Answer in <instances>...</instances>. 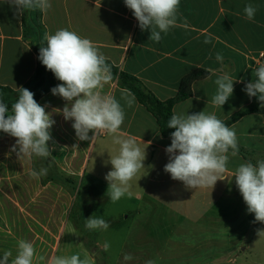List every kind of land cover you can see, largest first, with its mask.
Instances as JSON below:
<instances>
[{
    "label": "crops",
    "instance_id": "1",
    "mask_svg": "<svg viewBox=\"0 0 264 264\" xmlns=\"http://www.w3.org/2000/svg\"><path fill=\"white\" fill-rule=\"evenodd\" d=\"M50 3L51 8L41 12L43 37L45 33L54 34L66 28L90 39L108 61L138 78L161 101L177 95L182 77L191 70L209 71L207 78L193 83L191 97L175 104L173 114L205 111L225 121L258 101L257 97L249 98L244 88L256 79L254 69L264 64V0H180L178 24L167 35L162 33L159 43L149 39L150 30L139 28L124 0H50ZM249 3L259 6L251 21L243 11ZM209 36L211 42L205 43ZM217 53L222 54V62L216 60ZM36 66L37 54L26 35L22 15L0 0V85L17 91L30 81ZM223 72L235 79L234 92L219 108L211 100L217 87L214 80ZM55 81L56 86L62 83L56 77ZM123 91L130 92L113 77L102 89L124 106L121 131L135 137L142 150L146 148V158L144 168L130 181V195L117 202H112L106 194L105 175L112 169L108 162L110 156L118 153L119 146L113 144L107 133H100L93 142L79 140L72 127L74 121L65 120L61 112L55 111L68 103L58 95L50 91L37 101L55 122L48 142L51 156H57L69 171H75L87 195L76 198L59 193L57 186L63 188L64 184L45 180V176L30 177V170L39 171L44 166L42 158L39 166L33 164V158L19 160L12 151L16 138L0 131V256L11 251L14 258L18 241L23 239L34 244L33 264H47L52 255L72 254L87 257L90 264H98L97 252L103 254L106 264L145 263L136 254L154 249L155 243L148 241L149 234L153 239V234L168 231L169 235L171 227H177L176 246H170L166 240L158 249L185 251L187 245L194 249L198 243L196 236L190 242L184 231L179 232L186 215L172 208L159 215L154 203L162 202L161 195L167 196L163 202L166 198L185 202L186 195L192 197L190 200L205 195H215V200H219L220 196L230 194L235 180L232 174L240 163L255 164L264 159V114L244 115L229 126L236 131L239 151L236 157L229 158L225 173L228 179L217 181L213 189L186 188L183 182L173 180L164 171L169 161L165 149L171 139L162 135L156 119L131 92L135 103L128 107L121 100ZM92 135L90 131L89 137ZM49 163L66 177L57 164L56 167ZM217 186L226 190L220 192ZM171 215H176L177 223L169 221ZM92 216L103 218L110 227L87 229L86 220ZM155 225L160 228L157 232ZM106 242L110 245L107 251L103 249ZM126 253L133 257L131 261H124Z\"/></svg>",
    "mask_w": 264,
    "mask_h": 264
},
{
    "label": "clouds",
    "instance_id": "2",
    "mask_svg": "<svg viewBox=\"0 0 264 264\" xmlns=\"http://www.w3.org/2000/svg\"><path fill=\"white\" fill-rule=\"evenodd\" d=\"M14 8L17 15L24 11L39 10L46 13L51 8L50 0H5ZM139 23V28L150 30L149 39L159 43L162 33L167 35L176 27L179 20L180 0H124ZM258 5L249 3L243 11L245 18L254 20ZM46 46H40L38 59L61 81L51 92L66 103L61 112L65 120L74 121L72 127L79 140L93 142L100 133H107L112 142L119 146L118 153L108 161L112 169L105 175L108 182L107 196L112 202L119 201L126 194L130 195V181L144 168L145 149H141L136 138L126 136L121 131L125 120L124 106L114 95L104 94L102 89L112 80V73L107 58L98 46L88 38L66 28L58 29L54 34L45 33ZM211 42V37L205 39ZM211 58V57H209ZM216 60L222 62L221 53ZM256 79L245 85L244 91L249 98L257 97L264 106V64L254 69ZM234 81L230 74L223 72L214 80L216 92L212 105L222 108L234 92ZM242 82V81H241ZM18 98L9 106L0 100V131L16 138L12 151L19 160H31L34 156L47 159L51 156L48 142L52 139L50 129L55 123L51 113L46 112L35 99L34 93L27 88H18ZM121 100L128 107L135 103L134 96L121 93ZM167 128L174 129L170 134L171 144L166 147L169 161L164 171L171 178L183 182L189 189L215 186L217 181L228 179L229 158L238 155V138L234 128L229 127L215 113L188 114L174 113L167 121ZM93 135L90 138L89 132ZM18 148V151H17ZM48 174L47 167L39 171L30 170L32 178L39 179ZM232 177L247 205L248 213L255 216L256 222L264 223V159L240 163ZM38 195V194H37ZM89 230H107L110 224L100 217L92 216L86 220ZM264 237V231H258ZM110 245H103L105 251ZM36 254L34 244L19 240L14 258L11 251L0 256V264H33ZM124 261H131L130 254H124ZM47 264H90V260L79 254L52 255ZM145 264H154L148 260Z\"/></svg>",
    "mask_w": 264,
    "mask_h": 264
},
{
    "label": "rangeland",
    "instance_id": "3",
    "mask_svg": "<svg viewBox=\"0 0 264 264\" xmlns=\"http://www.w3.org/2000/svg\"><path fill=\"white\" fill-rule=\"evenodd\" d=\"M29 17L31 24H27L25 31L27 37L35 44L38 41L37 31L33 28V23L36 22L35 11ZM35 95L36 93H34ZM50 160L55 165L57 164L61 172L66 174L65 178H69L73 183V185L64 184L63 188L57 186L59 193L71 194L76 198L87 195V190L80 183V177L75 175V171H69L57 156H50L45 161L42 160L44 163L42 167H45V163ZM39 161L38 157L32 159L33 164L38 166ZM217 187L220 192L226 190V187ZM230 189V194L220 196L219 200L218 198L215 200V195L202 196L199 198L200 201L199 199L190 200L192 197L186 195L185 202H178L174 198L169 200L166 198V201L163 202V198L167 196L161 195L162 202L154 203V209L159 212V215L162 212H167L169 208L175 212L184 213L187 219L181 224L183 229L179 232L184 231L190 242H193L196 236L200 244L197 243L194 249L193 246L188 247L187 245L185 251L158 249L165 245L163 243L166 240L170 241V246H176L178 232L174 231L177 227H171L169 235L168 231H165V233L153 234V239L149 234L148 241L152 240L155 243L154 249L145 252L137 251V258L146 261L152 260L154 264H264V237L257 234L258 231H264V223L256 222L254 214L248 213L247 205L243 201L235 180H233V186ZM161 220L158 222L161 223ZM169 221L177 223L176 215H171ZM157 230L160 228L155 225L154 231L157 232ZM113 252L115 253V251ZM96 257L98 264H106L101 252H97ZM139 264L145 263L140 261Z\"/></svg>",
    "mask_w": 264,
    "mask_h": 264
},
{
    "label": "trees",
    "instance_id": "4",
    "mask_svg": "<svg viewBox=\"0 0 264 264\" xmlns=\"http://www.w3.org/2000/svg\"><path fill=\"white\" fill-rule=\"evenodd\" d=\"M35 11L36 22L33 23V28L37 31V38L38 41L34 44V49L37 54V66L35 69V73L30 81L24 86L33 93H36L34 99L38 101L43 95L50 92L53 87L56 86V81L54 74L47 70L44 65L38 59L40 46H46V41L43 40V28L40 22L41 18V11L39 10H31V11H24L22 14L23 25L25 30L27 29V24L29 22V16L32 12ZM31 24V23H30ZM111 68V73L113 78H118L120 85L129 90L137 99V101L147 108V110L153 115L156 119L157 124L161 130L162 135L165 138L170 139L171 132L174 129L167 128V121L173 115V107L175 104L179 103L180 101L186 100L192 96V85L195 81L205 79L209 76V71L203 68H195L185 74L180 82L178 93L175 97L161 101L157 99L153 94L147 90V88L141 83V81L126 72L120 71L116 66H114L110 61L107 60ZM19 92L18 90L15 91L7 86L0 85V100H3L9 106V110H11L12 103L18 98ZM251 113H259L264 114V107L261 106V102L257 101L255 104L251 105L250 107L246 108L245 110L229 117L225 120V124L231 126L235 123L238 119L243 117L244 115H248ZM42 160H46L42 158ZM51 161V160H50ZM45 163V167L48 168V174L45 176V180H53L65 185L72 184L69 178L63 177L58 170L54 167L49 166V162Z\"/></svg>",
    "mask_w": 264,
    "mask_h": 264
},
{
    "label": "built area",
    "instance_id": "5",
    "mask_svg": "<svg viewBox=\"0 0 264 264\" xmlns=\"http://www.w3.org/2000/svg\"><path fill=\"white\" fill-rule=\"evenodd\" d=\"M263 57V56H262Z\"/></svg>",
    "mask_w": 264,
    "mask_h": 264
}]
</instances>
